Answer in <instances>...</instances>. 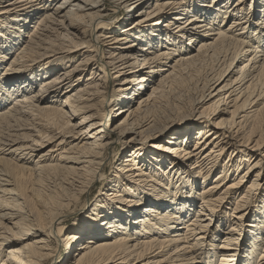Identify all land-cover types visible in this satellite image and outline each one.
Returning a JSON list of instances; mask_svg holds the SVG:
<instances>
[{
  "label": "bare ground",
  "instance_id": "6f19581e",
  "mask_svg": "<svg viewBox=\"0 0 264 264\" xmlns=\"http://www.w3.org/2000/svg\"><path fill=\"white\" fill-rule=\"evenodd\" d=\"M231 1L0 0V264H264V0Z\"/></svg>",
  "mask_w": 264,
  "mask_h": 264
},
{
  "label": "rangeland",
  "instance_id": "374dc122",
  "mask_svg": "<svg viewBox=\"0 0 264 264\" xmlns=\"http://www.w3.org/2000/svg\"><path fill=\"white\" fill-rule=\"evenodd\" d=\"M235 1L236 0H234V1H231V3H230V5L232 6L233 5V3H235ZM122 15L124 16V12L122 13ZM123 16H120V17H123ZM119 21V20H118ZM180 119H184V117L183 118H180ZM177 120V119H176ZM175 121V120H174ZM185 122L186 121H188V118H186L185 120H184ZM172 123V122H171ZM188 123V122H187ZM186 123V124H187ZM170 124V123H169ZM172 125V124H171ZM166 126V125H165ZM164 127V126H163ZM163 127H161V128H163ZM153 133H155V132H153ZM150 144V142L148 143V145ZM194 144V141H193V143H192V145ZM120 148H121V146L120 145H115L114 146V148H113V151L115 150V153H112L111 154V156L108 158V160L110 161V164L106 167V172H105V179L106 178H108V177H110V174H111V164H113V162L115 161V160H117V158H116V153L120 150ZM104 187V185H103V180H101V181H99V182H97L96 184H95V186L92 188V190H91V193L90 194H88V195H84L83 196V198H82V200L80 201V203L81 202H83L84 201V199H85V201L87 200V203L86 204H90V203H92V202H94L95 201V198L98 196V193H99V191L102 189ZM200 199V198H199ZM79 215H80V212L77 214V213H74V214H71V215H69V217H68V219H66V223H67V225L68 226H70V225H72L73 223H74V221L75 220H77L78 218H79ZM97 218V217H96Z\"/></svg>",
  "mask_w": 264,
  "mask_h": 264
}]
</instances>
